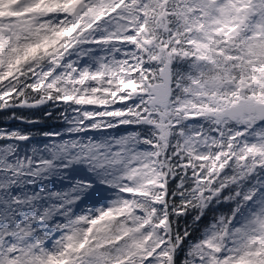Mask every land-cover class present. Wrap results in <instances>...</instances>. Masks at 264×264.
<instances>
[{
	"label": "snow or ice",
	"instance_id": "6c2138e0",
	"mask_svg": "<svg viewBox=\"0 0 264 264\" xmlns=\"http://www.w3.org/2000/svg\"><path fill=\"white\" fill-rule=\"evenodd\" d=\"M0 113V264H264V0H0Z\"/></svg>",
	"mask_w": 264,
	"mask_h": 264
},
{
	"label": "trees",
	"instance_id": "16d2710c",
	"mask_svg": "<svg viewBox=\"0 0 264 264\" xmlns=\"http://www.w3.org/2000/svg\"><path fill=\"white\" fill-rule=\"evenodd\" d=\"M5 113H0V125H3L5 122ZM47 125H51V122H46ZM9 127H17V126H22V125H18L16 122H12L11 124L8 125Z\"/></svg>",
	"mask_w": 264,
	"mask_h": 264
}]
</instances>
